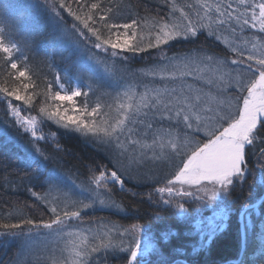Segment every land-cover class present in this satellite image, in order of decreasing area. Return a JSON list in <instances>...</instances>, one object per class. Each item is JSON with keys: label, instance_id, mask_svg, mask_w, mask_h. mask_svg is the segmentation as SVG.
Wrapping results in <instances>:
<instances>
[{"label": "snow or ice", "instance_id": "6c2138e0", "mask_svg": "<svg viewBox=\"0 0 264 264\" xmlns=\"http://www.w3.org/2000/svg\"><path fill=\"white\" fill-rule=\"evenodd\" d=\"M165 2L170 9L168 16L152 18L149 24L147 18L115 22L113 17L120 10L116 3L105 6L101 0L91 3L87 0H41L39 6L55 22L60 42L70 41L81 53L76 64L77 73L89 80L101 78V71L104 76L115 75L116 60L126 61L127 53L136 55L148 49L158 50L157 63L145 73L155 86L143 85V91L129 86L117 93L115 105H108L107 112L100 103L89 105L87 97L92 90L91 84L84 91L79 84L70 86L67 78L59 74L55 80L58 90L53 91L49 83L48 90L43 93L45 100L39 108L41 119L86 139L94 138L112 149V169L104 166L98 175L91 169L87 189L76 185L75 181L69 186L62 175L50 173L46 165L41 170L50 157L37 141L46 137L37 134V116L22 115L23 111L34 107L37 94L28 91L33 87L30 82L22 81V78L30 81V77L27 64L21 67L14 58L19 51L18 45L5 42V29L0 27V59L11 70L9 75L21 81L11 88L0 86V94L9 101V115L25 133L31 134L33 150L26 152L25 163L29 169L35 165L38 173L35 179L43 176L49 194L58 193L64 202L62 209L49 208L52 215L47 221L23 218L15 223L0 222V235L29 241L33 232L42 228L58 239L65 238L62 255L50 256L51 264H92L93 254L108 250L128 253L126 264H145L138 259L142 255L139 224L134 223L123 231L103 223L84 230L65 232L64 229L73 221L81 220L84 210L97 206L116 207L114 201L101 196V191L110 194L111 185H119L124 190L125 176L134 179L133 170L149 159L178 161L171 178H165L162 186L155 189L165 205H172L175 197L193 196L211 204L217 196H229L232 188L237 183L242 185L250 173L248 149L264 128V37H260L259 42L245 40L237 44L222 38L219 30L230 31L233 36L247 28L264 33V0L251 3L237 0L235 8L233 0H196L180 6L174 0ZM62 10L72 18L70 28L66 27L67 19ZM201 31L226 45L236 58L229 61L199 53L167 55L163 46L171 41L190 40ZM82 41L84 48H81ZM249 43L250 48L247 47ZM92 49L96 51L93 53ZM85 51L89 54L83 59ZM24 59L26 61V57ZM198 83L201 86H197ZM203 85H208L209 89L205 91ZM81 96L85 97L83 104L77 102ZM12 100L24 107L14 105ZM199 133L203 136L197 139ZM257 163L264 172V148L259 151ZM93 185L95 188L91 187ZM73 188L81 189L79 195L90 191L91 195L86 197L88 202L73 199L78 195ZM32 194L49 202L47 195ZM52 203L55 204V200ZM176 206L180 211L185 210L183 203ZM125 236L130 237L126 246L123 239L116 242L118 237ZM193 264L198 262L193 261Z\"/></svg>", "mask_w": 264, "mask_h": 264}, {"label": "trees", "instance_id": "16d2710c", "mask_svg": "<svg viewBox=\"0 0 264 264\" xmlns=\"http://www.w3.org/2000/svg\"><path fill=\"white\" fill-rule=\"evenodd\" d=\"M87 2L91 3L95 0H87ZM174 2L180 6L195 3L196 0H174ZM251 2L252 0H249V3ZM40 3L41 0H0V27L5 29V42L18 45L19 51L14 54V58L21 67L27 64L30 77V81L23 78L22 81L30 82L33 87L28 91L37 94L33 101L34 107L26 111L38 117L39 135L43 134L46 137L37 141L38 146L50 157L44 162L41 170H44L46 165L50 173L62 175L64 182L69 186L75 181L76 185L87 189L89 186L86 181L92 174L91 169H95L96 174H99L104 166L112 169L113 161L110 158L112 149L95 141L94 138L86 139L79 133L67 131L51 121L41 119L39 108L45 100L43 93L48 90L49 83H52L53 91L58 90L55 80L59 74L67 78L66 83L70 86L79 84L84 91H87V85L91 84L92 90L87 97L89 105L95 106L100 103L107 112L108 105H115L117 93H122L129 86H137L139 91H143V85L155 86L145 73L157 63L158 50L148 49L136 55L127 53L126 61L116 60L115 75L104 76L101 71V78L89 80L87 76L77 73L76 64L81 59V53L70 41L60 42V34L56 31L55 22L39 6ZM101 3L105 6L110 3L120 5L119 12L113 17L118 23L147 18L151 24L152 18L166 17L170 12L165 0H101ZM236 3L237 0H233L234 8ZM73 8H76L75 3ZM62 15L67 19L66 27L70 28L73 23L72 18L63 10ZM176 16L179 17V12ZM144 31L147 32L148 29L145 28ZM219 34L222 38L226 37L230 42L237 44L245 40L259 42V38L264 37V33L251 28L243 32L237 31L235 36L230 31L223 30H219ZM84 46L85 43L82 41L81 48ZM163 47L168 56L199 53L201 56L214 55L229 61L236 58L226 45L217 41L214 36H208L206 31L198 32L197 37L190 40L171 41L169 45ZM247 47L250 48L251 43ZM95 51L92 49L93 53ZM88 54L85 51L83 59H86ZM10 71L0 59V86L11 88L21 83L9 75ZM103 81L108 84L110 95L104 94L103 89L98 90L97 86H102ZM197 86L201 85L198 83ZM203 87L205 91L209 89L208 85ZM0 96L3 98L2 94ZM84 101L83 96L77 98L79 104H83ZM11 102L24 107L20 102L14 100ZM202 136L203 133L196 134L197 139ZM261 148H264V128L257 134L254 145L248 149L250 173L244 183L242 185L237 183L229 196H217L211 204L197 200L195 196L175 197L172 205L163 204L161 195L156 193L155 189L162 186L165 178L170 179L171 173L175 170L167 173L160 170L154 174L147 170L146 161L140 168L133 170L134 179L125 176L124 190H121L119 185H111L110 194L101 191V196L114 201L116 207H95L84 210L81 212L82 219L73 221L64 231L95 228L102 223L108 226L115 225L117 231H123L135 223L147 228L156 245V250L138 258L145 264H193V261H197L198 264H262L264 262V201L257 208L245 211L243 218L246 229L245 249L240 261L233 262L240 252L238 212L242 206L258 200L264 191V172L257 163ZM32 150L31 134L25 133L18 127L0 107V222L15 223L23 218L37 222L47 221L52 215L49 211L51 206H58L61 209L64 207V202L58 193L49 194L48 185L43 183V176L40 180L35 179L38 175L35 165L31 169L27 167L25 155ZM173 162L178 163L175 159ZM137 177L159 179L138 180ZM91 187L95 188L94 185ZM73 191L78 194L76 196H81L80 199L85 203L88 202L86 197L91 195L90 191H84L82 195H79L80 188H73ZM33 192L39 196L47 195L49 202L45 203L37 199ZM164 198H168L166 194ZM53 200L55 204L52 203ZM153 203H157L158 206L154 207ZM180 203L184 204V211H180L176 206ZM221 204L227 205L229 209L223 227L202 231L195 225L201 218L208 217L214 208H218ZM48 234V230L41 228L33 232L31 240ZM121 239L126 246L130 237H118L116 242L119 243ZM24 242L26 241L23 237L8 235L0 237V264H51L50 260L38 257L25 258ZM127 255L128 253L119 250L101 251L93 254L92 264H126Z\"/></svg>", "mask_w": 264, "mask_h": 264}, {"label": "rangeland", "instance_id": "374dc122", "mask_svg": "<svg viewBox=\"0 0 264 264\" xmlns=\"http://www.w3.org/2000/svg\"><path fill=\"white\" fill-rule=\"evenodd\" d=\"M101 85H98V90L103 89V93L106 95H110V88L106 81H103ZM0 96V107L1 109L8 114L10 118H12L15 121V118L10 116L8 113V101L4 100ZM22 115H33L32 113L28 111H23ZM35 116V115H33ZM16 123V121H15ZM18 126V125H17ZM39 121L37 124V134H40V127H39ZM19 127V126H18ZM22 129V128H21ZM23 130V129H22ZM151 155V153H149ZM148 162V168L147 170L152 171L154 174L159 172L160 170L164 173L174 171L176 163L172 161L167 160H147ZM182 166V165H181ZM98 175V174H97ZM159 179L158 177H137L138 180H147V179ZM64 191H67L65 188ZM81 196H73V199H80ZM62 202V201H61ZM63 204V202H62ZM99 207V206H97ZM103 208V207H99ZM229 213V209L227 205L221 204L218 208H214V210L209 214L206 218H201L195 225L199 227V229L203 230H212V229H219L224 226L225 218L227 214ZM78 226V225H76ZM78 227H84V226H78ZM84 229V228H82ZM140 238H141V256H144L154 250H156V245L153 242L150 233L148 232L147 228L141 225V231H140ZM64 239L65 238H56L54 235H44L36 237L32 240L24 242V248H23V255L26 257L32 256V257H38L40 259H46L49 260V257L54 255L56 257H60L62 255V248L64 246ZM145 248H147V253L145 254ZM66 255V253H65ZM139 258V257H138Z\"/></svg>", "mask_w": 264, "mask_h": 264}, {"label": "water", "instance_id": "95a60500", "mask_svg": "<svg viewBox=\"0 0 264 264\" xmlns=\"http://www.w3.org/2000/svg\"><path fill=\"white\" fill-rule=\"evenodd\" d=\"M263 200H264V193L258 201L254 202L252 204H248V205L243 206L238 213V222L240 223V233H241V250H240V253H239L237 260H235L233 262H238L240 260L241 255H242L243 250H244L245 231H244V224H243V213L248 208L257 207Z\"/></svg>", "mask_w": 264, "mask_h": 264}, {"label": "bare ground", "instance_id": "6f19581e", "mask_svg": "<svg viewBox=\"0 0 264 264\" xmlns=\"http://www.w3.org/2000/svg\"><path fill=\"white\" fill-rule=\"evenodd\" d=\"M263 193H264V191H263ZM263 193H262V194H263ZM152 205H153L154 207H157V206H158V204H157V203H153ZM246 210H248V209H246ZM238 224H239V226H238V227H239V230H240V223L238 222ZM243 224H244V221H243ZM244 231H245V234H246L245 225H244ZM2 236H3V235H0V237H2ZM240 236H241V233H240Z\"/></svg>", "mask_w": 264, "mask_h": 264}]
</instances>
